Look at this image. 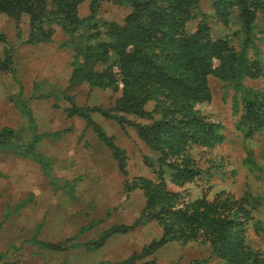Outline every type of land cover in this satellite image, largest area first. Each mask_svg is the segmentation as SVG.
<instances>
[{
	"label": "rangeland",
	"instance_id": "rangeland-1",
	"mask_svg": "<svg viewBox=\"0 0 264 264\" xmlns=\"http://www.w3.org/2000/svg\"><path fill=\"white\" fill-rule=\"evenodd\" d=\"M213 1L199 0L200 11L188 23L191 30L204 17L220 30ZM90 2L78 4L76 17L84 21L75 30L55 19L42 23L38 40H29L27 14L17 20L0 13V58L9 53L13 68L0 71V132L5 127L14 131L0 137V264H118L129 259L134 264H242L250 249L263 262L264 125L249 135L239 117L245 99L254 95L264 112V75H243L242 87L208 77L223 138L207 149H194L192 156L203 170L181 184L167 179L168 189L192 203L200 197L212 202L220 194L218 204L226 202L232 210L246 200L229 226L228 243L217 252L195 221L166 229L158 219L139 220L147 199L137 183L157 177L145 163L150 148L135 126L92 109L122 114L112 110L121 91L81 77L88 46L108 40L109 23H122L132 6L103 0L94 16ZM244 39L233 35L231 44L237 51L246 49L250 62L264 64L263 11L258 10L245 47ZM152 106L149 102L146 108ZM93 122L123 151L124 167ZM164 229L174 237L157 246L168 238ZM50 243L60 249L46 246Z\"/></svg>",
	"mask_w": 264,
	"mask_h": 264
},
{
	"label": "trees",
	"instance_id": "trees-1",
	"mask_svg": "<svg viewBox=\"0 0 264 264\" xmlns=\"http://www.w3.org/2000/svg\"><path fill=\"white\" fill-rule=\"evenodd\" d=\"M82 1L0 0V13L17 20L27 14L31 26L29 40H38L41 39L40 32H43L42 23L60 19L71 31L82 24L84 20L76 17L77 6ZM101 1L91 0L92 15L97 14ZM114 2L129 3L132 11L122 23H109L108 40L88 46L87 64L81 77L94 85L121 91L112 110L122 114H110L101 108L92 109L116 119L122 125L135 126L150 148L145 163L157 177L156 180L142 179L137 183L147 199L139 220L158 219L166 229L167 225L180 222L184 226L195 221L202 227L203 237L205 234L218 252L228 243L229 226L241 215L242 204L246 200L240 199L232 210L227 208L226 202L218 204L220 194L212 202L200 197L192 203L188 196L182 197V192L168 189L167 179L181 184L203 170L199 158L192 156L194 149L196 146L207 149L223 138L219 131L220 117L211 108L208 77L213 75L242 87L240 77L243 75H264L261 61L250 62L246 49L237 51L231 44V36L239 34L245 35L244 47L248 44L258 10L264 13V0H214L217 21L222 25L220 30H215L207 17L198 23L196 29H190L188 23L200 11L199 0ZM52 32L53 29L45 31V36L50 37ZM11 63L9 53L4 59L0 58V71L11 72ZM250 68L254 69L248 72ZM256 96L245 99L244 112L239 117L243 131L249 135L264 125V112L260 110L262 102ZM149 102L153 104L151 109L146 108ZM125 114L144 118L147 122L130 120ZM94 128L124 167L123 151L96 123ZM8 133L14 135L12 129L5 127L0 137ZM134 185L130 187L135 188ZM165 218L173 220L169 224ZM166 232L168 238L157 241V246L174 237L169 230ZM196 233L201 235L200 231ZM46 246L60 249L59 244ZM257 255L248 250L242 264H264ZM118 264L134 262L129 259ZM141 264L154 263L146 261Z\"/></svg>",
	"mask_w": 264,
	"mask_h": 264
}]
</instances>
